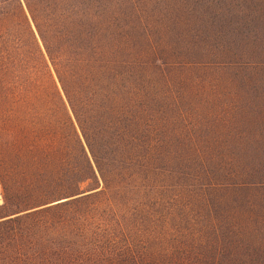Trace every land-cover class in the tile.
Wrapping results in <instances>:
<instances>
[{
    "label": "rangeland",
    "instance_id": "374dc122",
    "mask_svg": "<svg viewBox=\"0 0 264 264\" xmlns=\"http://www.w3.org/2000/svg\"><path fill=\"white\" fill-rule=\"evenodd\" d=\"M60 1L85 10L61 20L80 39L158 45L157 101L144 92L139 168L110 153L103 183L85 149L76 197L23 207L24 160L78 156L27 91L51 70L22 0H0V264H264V0Z\"/></svg>",
    "mask_w": 264,
    "mask_h": 264
},
{
    "label": "trees",
    "instance_id": "16d2710c",
    "mask_svg": "<svg viewBox=\"0 0 264 264\" xmlns=\"http://www.w3.org/2000/svg\"><path fill=\"white\" fill-rule=\"evenodd\" d=\"M60 2L53 0L52 6L49 0H22L32 25L25 24V28L35 53L43 61V69L46 58L51 70L45 68L46 86L27 91L32 93V102L53 106L61 121L69 125L72 144L69 150L75 152L78 159L75 158L74 166L66 171L58 163L47 160L40 168L35 156L24 160L26 169L20 175L30 182L22 200L25 208L62 196L76 197L73 195L79 190L78 182L82 178L80 170L86 174L91 167L85 149L103 183H107L105 168L110 153L120 166L136 165L139 168L143 126L148 125L143 107L144 92L149 104L157 101L155 78L158 79L161 60L155 53L158 45L137 40L80 39L79 22L73 20L70 25H62L61 20L66 12L78 20L85 10H79L76 5L65 10ZM81 2L100 8L101 5L102 8L112 5H119L120 8L123 3L121 0ZM19 7L22 13L20 4ZM109 14L102 17L106 20L112 16ZM23 19L28 21L24 14ZM35 37L43 51L36 44ZM148 109L153 111L155 107ZM18 160L21 162V159Z\"/></svg>",
    "mask_w": 264,
    "mask_h": 264
}]
</instances>
